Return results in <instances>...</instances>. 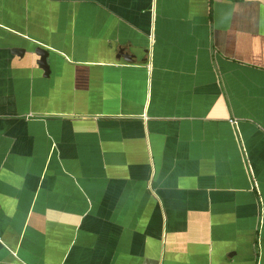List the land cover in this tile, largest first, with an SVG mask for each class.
<instances>
[{
    "label": "crops",
    "instance_id": "0c3cea01",
    "mask_svg": "<svg viewBox=\"0 0 264 264\" xmlns=\"http://www.w3.org/2000/svg\"><path fill=\"white\" fill-rule=\"evenodd\" d=\"M0 264H264V0H0Z\"/></svg>",
    "mask_w": 264,
    "mask_h": 264
},
{
    "label": "water",
    "instance_id": "95a60500",
    "mask_svg": "<svg viewBox=\"0 0 264 264\" xmlns=\"http://www.w3.org/2000/svg\"><path fill=\"white\" fill-rule=\"evenodd\" d=\"M25 50H16V53L18 54H24ZM34 53L40 57L38 61V65L45 71L46 76L50 74V65L48 63V58L50 55V52L42 47H38L35 49Z\"/></svg>",
    "mask_w": 264,
    "mask_h": 264
},
{
    "label": "built area",
    "instance_id": "2783aa9c",
    "mask_svg": "<svg viewBox=\"0 0 264 264\" xmlns=\"http://www.w3.org/2000/svg\"><path fill=\"white\" fill-rule=\"evenodd\" d=\"M231 123L236 125V122H231Z\"/></svg>",
    "mask_w": 264,
    "mask_h": 264
}]
</instances>
